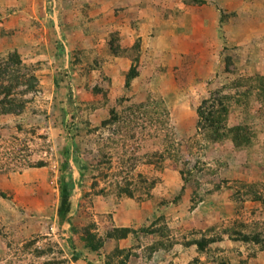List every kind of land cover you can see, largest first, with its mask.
<instances>
[{"label": "rangeland", "instance_id": "374dc122", "mask_svg": "<svg viewBox=\"0 0 264 264\" xmlns=\"http://www.w3.org/2000/svg\"><path fill=\"white\" fill-rule=\"evenodd\" d=\"M231 1L237 6H212L220 19L208 65L217 72L205 76L196 60L171 67L173 53L151 51L175 47L167 24L159 36L146 31L152 7L132 0L129 8L119 0H0V59L18 51L21 73L38 79L35 90L14 92L26 100L23 112L0 115V264H105L117 247L130 253L126 264H264L260 245L237 239L239 232L264 239V0L257 5L263 26L238 38L231 35L233 18L236 26L254 9ZM153 2L180 19L212 0ZM137 45L139 76L126 90ZM63 74L62 88L55 82ZM221 98L228 127L247 126L250 146L209 140L198 127V106L208 100L217 108ZM112 108L119 118L105 124ZM67 173L74 188L65 196ZM160 214L165 219L155 233L143 232ZM71 224H95L101 236L115 227L137 235L108 240L94 253ZM203 237L218 240L203 253L187 245Z\"/></svg>", "mask_w": 264, "mask_h": 264}, {"label": "trees", "instance_id": "16d2710c", "mask_svg": "<svg viewBox=\"0 0 264 264\" xmlns=\"http://www.w3.org/2000/svg\"><path fill=\"white\" fill-rule=\"evenodd\" d=\"M195 2H202V0H194ZM111 50H113L115 54L118 53V51L113 47V44L111 43ZM58 56H64V52L60 46ZM137 49L136 55L132 59V66L127 71L125 76V89L130 90L131 85L134 79H136L139 76V71L137 69V65L134 64V62H138L140 60V51L139 46L137 45L135 47ZM23 63L21 62L20 55L18 51H14L11 54H8L7 57H2L0 59V115H16L24 111L26 106V100H23V98H17L14 96V92L19 89L22 86H26L27 90H35L38 87V79L34 75H28L21 73V70L23 68ZM66 75H62L60 78L56 79V85L58 87H66L65 86V79ZM259 80L261 82V90L262 94L264 95V77L259 76ZM95 92H100L101 89L94 88ZM70 90V89H69ZM72 92V90H71ZM72 97V95H70ZM70 97V98H71ZM224 99H228L225 97ZM223 98H221V102L217 103L216 108V102H212L209 105L208 100L202 101L200 106L197 108V116L198 121L197 125L198 127H202L206 133L209 140L212 141H223L225 138L231 139L233 145L235 147H248L252 144V138L250 136V132L248 130L247 126L244 125H237L233 127H228L226 123L227 119V113L228 110L226 106L223 103ZM127 100H129L127 98ZM71 105H73L72 98L70 100ZM148 102L140 103L138 106L135 107H146L148 105ZM111 120L106 121V123H112L113 121H117L119 118V112L116 109H111ZM69 155V152H68ZM68 158L65 161L63 171H65L68 166ZM78 167L81 168V164L77 163ZM184 171V170H183ZM182 171V172H183ZM67 183L61 184L62 192L68 191L69 194L74 188V180L71 173H67ZM186 181V180H185ZM66 187H65V186ZM67 188V190H66ZM183 190H181L180 195L175 198L174 201L179 200L182 196ZM253 193V192H252ZM255 199L259 200L261 199L260 196H258L255 192ZM66 196V192L64 193ZM62 197V209L63 211L61 213L62 219H64L65 214L68 212L69 206L67 203V199ZM131 195V194H130ZM166 204V202L164 201ZM194 207V205H193ZM165 219L163 214H160V216L157 217L156 220H154L149 226L142 229L143 232L146 233H155L153 227L155 225L159 224L161 221ZM71 223V222H70ZM71 229L73 232L81 233L80 240L82 242L83 248L87 249L90 252L99 253L103 250L105 243L108 240H123L128 238L130 235H137V232L133 230L132 228L128 227H115L111 230H108L104 236L99 235L97 232H95V224H89L86 226H82L81 228H77L71 224ZM237 233V232H236ZM239 240L243 241L244 243H251L254 242L258 245H260L261 250H264V239L257 235H249V234H243L239 232L238 234ZM218 240V238H201L197 240H193L187 245H196L199 252L203 253L205 250L213 243H215ZM159 245L162 246V243ZM158 244H154L151 246V252H155L158 250ZM172 246L171 244H168L167 248L170 249ZM165 249V248H164ZM41 253V251H39ZM121 255L122 258L119 260L118 264H126V262L130 258V253L127 252L126 249H119L118 247L114 249L112 254H109L107 257V260L105 261V264H113L114 257ZM82 254H72V260L78 261Z\"/></svg>", "mask_w": 264, "mask_h": 264}, {"label": "crops", "instance_id": "0c3cea01", "mask_svg": "<svg viewBox=\"0 0 264 264\" xmlns=\"http://www.w3.org/2000/svg\"><path fill=\"white\" fill-rule=\"evenodd\" d=\"M116 0H114L115 2ZM120 2H117L116 4L122 5L123 7L129 8L131 3H127L129 0H119ZM133 3H136L138 6L144 7V8H151V11L149 13V24L146 28V31H148L149 35L159 36L156 35L157 32L162 31V27H164L165 24L168 25L170 29V35L167 37L172 42H175V47H171V49L166 48V50L162 49H156L153 47L151 51L154 53H161V54H169L173 53V60L174 64L171 65V67H175L179 64L177 62L179 60H187L190 59L192 61L196 60L197 65H194L196 70L199 69V67L204 68V72H207L208 76L209 73L213 74L217 72L216 66H209V58L212 53H216L217 51L211 49V42H214L217 37V28L219 27V19L220 16L218 14L217 9L212 7L213 5L217 4V7H223V8H231L236 7L237 5L231 1V0H212L209 7L206 5L194 7L193 14L188 15L186 18H180L178 19L175 15L168 14L171 12V10L164 11V9L161 10L160 3L156 4L153 2V0H132ZM172 5H174V0H169ZM113 2V3H114ZM240 5H243L246 7L250 6V8L254 9L253 14L251 18L242 19V22L239 20L237 25L235 26L237 20L236 18H233L232 23L234 22V27L232 28L231 35L234 38H238L239 34L240 36L245 35H253L254 31L258 32V29L262 25L261 21L258 20V16L262 15V10L258 8L257 5H260V0H242V3ZM162 8L169 9L168 5H163ZM238 9V8H237ZM116 10V9H115ZM237 11V10H236ZM26 12H24L25 14ZM168 14V15H167ZM159 25L160 27L156 28L155 26ZM233 25V24H232ZM263 26V25H262ZM264 27V26H263ZM159 28H162L159 30ZM229 27H227L228 30ZM153 29V30H152ZM226 29V28H225ZM241 29L243 34L238 33V30ZM152 30V31H151ZM151 31V32H150ZM252 31V32H251ZM163 45V44H162ZM208 47V48H207ZM158 51V52H156ZM159 53V54H160ZM213 55H211V59H213ZM166 67L163 65V68ZM172 70V69H171ZM197 73V71H194ZM191 74V72H188ZM198 75V74H197ZM186 81V80H184ZM161 83V81H159ZM187 83V82H184ZM192 81L188 84L190 86ZM160 86V84H157Z\"/></svg>", "mask_w": 264, "mask_h": 264}]
</instances>
